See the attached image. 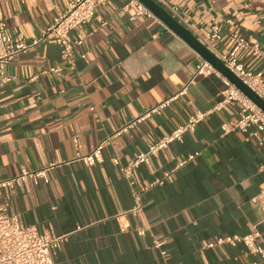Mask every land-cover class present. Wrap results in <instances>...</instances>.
Returning <instances> with one entry per match:
<instances>
[{
  "label": "crops",
  "instance_id": "obj_1",
  "mask_svg": "<svg viewBox=\"0 0 264 264\" xmlns=\"http://www.w3.org/2000/svg\"><path fill=\"white\" fill-rule=\"evenodd\" d=\"M70 1L0 0V18L9 37L33 41ZM155 1L188 28L206 30L217 18L223 35L213 47L221 54L229 34L241 33L260 53L243 47L238 59L264 71V0ZM136 10L128 0L96 7L70 33L73 40L85 35L74 46V67L53 41L2 64L9 80L0 78V180L54 166L47 183L25 178L3 189L0 201L8 199L9 213L24 224L66 237L59 264H252L259 258L245 255L242 244L207 245L253 231L264 244V214L252 201L264 187V148L255 136L223 130L241 110L239 102L221 104L225 77L203 74L189 83L199 54L157 16ZM185 85L186 93L171 98ZM167 99L159 113L145 115ZM196 112L207 115L194 131L128 169ZM101 141L102 161L76 159ZM167 171L162 185L147 188Z\"/></svg>",
  "mask_w": 264,
  "mask_h": 264
},
{
  "label": "built area",
  "instance_id": "obj_2",
  "mask_svg": "<svg viewBox=\"0 0 264 264\" xmlns=\"http://www.w3.org/2000/svg\"><path fill=\"white\" fill-rule=\"evenodd\" d=\"M108 0H72L68 3L67 8L53 18L50 25L42 30L37 40L28 41L24 38L14 36L9 37L6 31V24L0 18V78L2 81H8L9 77L5 75L1 66L14 59L18 54L34 48L38 43L53 41L60 47L61 58L68 65L74 67L75 53L74 46L82 45L85 35L82 32L77 33L75 40L71 38V31L78 26L90 21L95 13L96 7L104 4ZM129 4H134L137 8L136 15L154 16L140 0H128ZM226 23H231V19H226ZM189 26V25H187ZM188 28V27H187ZM202 43L211 49L223 61V63L248 86H250L262 99H264V71H251L247 69L238 59L237 53L243 47H252L255 53H260L258 44H251L249 40L241 33L234 31L229 34L230 45L226 52L221 54L213 47V42L222 39L223 30L221 22L213 18L210 27L203 30L198 27L189 26L188 28ZM200 57L194 73L189 80L191 83L197 76L203 74L221 75L203 57ZM60 67H52L50 71L58 72ZM226 88L222 92L223 103L239 102L241 104L240 117L229 124L222 126L225 132L238 131L248 136L258 138L259 145L264 148V111L257 107L248 99L239 89H237L226 78ZM187 85L172 95L171 98L186 93ZM169 99L160 102L152 107L145 115L150 113H159L160 109L165 107ZM207 113L196 112L189 116L187 122L174 128L168 135L151 143L147 150L140 152L129 162L128 169L137 167L141 164L149 163L151 157L157 156L160 150L166 148L173 141H181L187 131H194L199 123L205 118ZM105 141L98 143L92 151L86 154L77 153V160L82 161L85 165H93L103 160V149ZM199 155L198 151L189 153L177 167L195 159ZM53 164L40 169L28 170L23 168L15 176L0 180V195L5 188H14L25 178H31L35 183L43 181L47 183L49 177L47 172L53 168ZM172 171L164 173L162 178L155 179L147 185L150 188L154 185H162L165 178L169 177ZM136 202L135 210L139 209L140 196L135 190H132ZM252 201L258 204L264 214V187L258 194L252 198ZM133 209V210H134ZM257 231L220 236L215 241L208 243V247L215 245L229 244L237 246L242 244L245 247V255L257 256L259 260L253 261L252 264H264V244H258L256 238ZM66 240L65 236H59L50 230L39 231L35 226L26 225L18 215L9 213V200L0 201V264H59L56 256L61 248L62 242ZM159 246V244H156Z\"/></svg>",
  "mask_w": 264,
  "mask_h": 264
},
{
  "label": "water",
  "instance_id": "obj_3",
  "mask_svg": "<svg viewBox=\"0 0 264 264\" xmlns=\"http://www.w3.org/2000/svg\"><path fill=\"white\" fill-rule=\"evenodd\" d=\"M152 13L162 20L170 29L179 35L190 47H192L201 57L209 62L216 70L239 89L257 107L264 111V99H262L250 86L236 76L223 61L202 43L186 26L180 23L167 10L159 5L155 0H140Z\"/></svg>",
  "mask_w": 264,
  "mask_h": 264
}]
</instances>
